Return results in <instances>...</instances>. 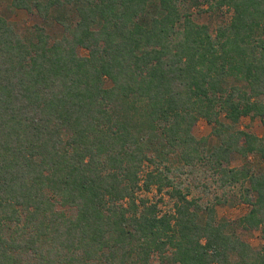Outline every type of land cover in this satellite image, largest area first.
I'll list each match as a JSON object with an SVG mask.
<instances>
[{"label":"trees","instance_id":"16d2710c","mask_svg":"<svg viewBox=\"0 0 264 264\" xmlns=\"http://www.w3.org/2000/svg\"><path fill=\"white\" fill-rule=\"evenodd\" d=\"M203 1L232 10L215 33L200 0H13L58 38L0 14V264H264L242 235L264 237V135L240 125L264 123V0ZM185 167L248 212L218 219Z\"/></svg>","mask_w":264,"mask_h":264},{"label":"rangeland","instance_id":"374dc122","mask_svg":"<svg viewBox=\"0 0 264 264\" xmlns=\"http://www.w3.org/2000/svg\"><path fill=\"white\" fill-rule=\"evenodd\" d=\"M199 5L187 2L183 7L184 10L190 12L194 20L198 23L208 24L212 33H215L217 28L221 25L229 23L232 17V10L228 7H210L208 3L200 0ZM0 14L6 17L9 21L17 25L20 30H25L28 27L34 25L44 26L47 32L52 38H58L62 32L63 27L52 19L44 20L35 12H28L24 9L14 7L13 0H0ZM87 50L79 48V54L82 56L87 55ZM240 125L242 128L249 129L256 132L259 135H264V123L261 118L251 119L250 117H243ZM212 126L205 120L201 119L194 128V133L198 137L206 136L211 133ZM253 167L256 170L264 168V163L258 159L252 157ZM244 163V159L241 157H235L233 159V166H240ZM180 166L175 162V167ZM184 173L178 172V179L184 185L191 188L192 196L200 198V202L208 203L213 202L217 210V218L236 219L239 216L248 212L250 206L239 200L238 188L232 187L226 190L228 199L226 203L219 204V197L224 193L223 189L212 180L211 177H204L202 172L196 171V168L191 170L190 167H185ZM199 170V169H197ZM155 192V190H153ZM143 192L142 195H144ZM164 195V194H163ZM148 196L153 197V193ZM160 195L157 197L159 198ZM165 196V195H164ZM166 197V196H165ZM155 198V197H153ZM227 198V197H226ZM161 201L160 207L162 210H170L172 208V202L168 197ZM242 235L246 241H248L253 247L261 248L264 246V237L260 230H254L250 232H242Z\"/></svg>","mask_w":264,"mask_h":264},{"label":"crops","instance_id":"0c3cea01","mask_svg":"<svg viewBox=\"0 0 264 264\" xmlns=\"http://www.w3.org/2000/svg\"><path fill=\"white\" fill-rule=\"evenodd\" d=\"M256 119V118H255ZM254 132V131H253ZM256 133V132H255ZM257 134V133H256ZM259 135V134H258ZM259 136H262V135H259Z\"/></svg>","mask_w":264,"mask_h":264}]
</instances>
